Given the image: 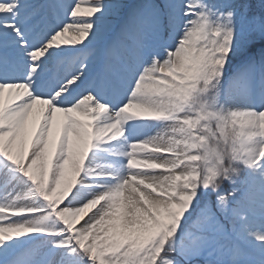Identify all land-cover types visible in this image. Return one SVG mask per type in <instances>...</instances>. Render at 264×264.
Returning <instances> with one entry per match:
<instances>
[{
  "label": "snow or ice",
  "instance_id": "obj_1",
  "mask_svg": "<svg viewBox=\"0 0 264 264\" xmlns=\"http://www.w3.org/2000/svg\"><path fill=\"white\" fill-rule=\"evenodd\" d=\"M0 264H264V0H0Z\"/></svg>",
  "mask_w": 264,
  "mask_h": 264
},
{
  "label": "rangeland",
  "instance_id": "obj_2",
  "mask_svg": "<svg viewBox=\"0 0 264 264\" xmlns=\"http://www.w3.org/2000/svg\"><path fill=\"white\" fill-rule=\"evenodd\" d=\"M105 2H111V0H105ZM256 2L258 3V0H256ZM225 187H228L227 185Z\"/></svg>",
  "mask_w": 264,
  "mask_h": 264
}]
</instances>
